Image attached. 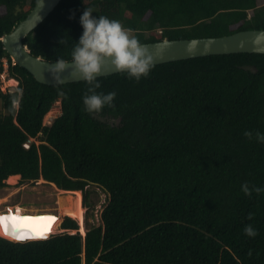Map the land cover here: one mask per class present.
<instances>
[{
  "label": "trees",
  "instance_id": "obj_1",
  "mask_svg": "<svg viewBox=\"0 0 264 264\" xmlns=\"http://www.w3.org/2000/svg\"><path fill=\"white\" fill-rule=\"evenodd\" d=\"M261 1L61 0L24 43L43 59L71 60L86 7L120 20L141 43L264 29ZM36 2L0 0V75L6 58L18 81L4 91L0 78V188L13 174L43 179L82 190L92 212L86 234L65 216L47 239L0 236V264H264V191L241 189H264V143L244 135L264 132V53L154 64L138 81L126 72L97 77L95 91L116 96L89 113L85 80L41 83L4 47L3 35ZM59 98L61 113L44 124ZM31 138L40 142L25 146ZM96 188L107 194L99 224L89 222ZM249 224L255 237L244 232Z\"/></svg>",
  "mask_w": 264,
  "mask_h": 264
},
{
  "label": "clouds",
  "instance_id": "obj_2",
  "mask_svg": "<svg viewBox=\"0 0 264 264\" xmlns=\"http://www.w3.org/2000/svg\"><path fill=\"white\" fill-rule=\"evenodd\" d=\"M92 13H94L92 7H86L79 17L82 34L80 35L78 41H75L72 48L71 63L60 57L49 68V72L53 79L57 82H61L63 80L61 73L64 72L67 65L71 64L73 66L71 76L73 78L83 79L89 84L90 87L88 92L83 96L85 110L89 113L100 112L104 106L112 105L116 96L115 91L108 93H98L95 91V89L100 87L97 77L101 73L103 67L107 65L114 68L117 72H126L129 78H133L138 81L142 77L149 75L155 59L153 53L141 43L137 35L133 34V30L125 27L120 20L109 18L105 15L94 16ZM5 60L7 64V59L4 58V65ZM13 63L15 62L13 61ZM7 65L4 66V73H7ZM3 90L5 91V89ZM18 104L19 97L17 96L13 98V105L16 106ZM56 107H59L61 111L60 98L55 101L50 111H53L52 109H55ZM244 135L249 138H252L253 135H255V139L258 142L264 143V132L256 131L255 134H253L252 131L246 130ZM25 146L28 147L29 143L26 142ZM241 189L246 195H250L251 191H255L257 193L264 191V189L259 187H253L250 189L247 182L241 185ZM80 191L82 192V190ZM27 213L28 212H25L23 216L51 215L55 217V220L60 216L58 213L57 214L59 216L56 212L53 213L51 211L47 214L45 212H37L33 215H30L31 213ZM86 231L84 234H86ZM54 232L53 230L50 231L48 236L45 237L24 238L22 240L17 239V237L8 238L0 236L12 241H27L34 239H47L51 234H54ZM73 232L76 231L74 230ZM244 232L250 237H255L257 235V230L251 224L244 227ZM249 255H251V251L249 252Z\"/></svg>",
  "mask_w": 264,
  "mask_h": 264
},
{
  "label": "water",
  "instance_id": "obj_3",
  "mask_svg": "<svg viewBox=\"0 0 264 264\" xmlns=\"http://www.w3.org/2000/svg\"><path fill=\"white\" fill-rule=\"evenodd\" d=\"M60 1L41 0L40 4V0H37L27 16L12 31L5 33L2 37L4 47L12 60L30 71L39 82L45 84H64L83 80L71 76L73 66L69 64L61 73L63 80L57 82L49 72V68L55 61L35 56L24 43V38L31 32L35 34V28L56 8ZM142 44L153 53L155 57L154 64L213 54L264 53V29H246L213 37L165 38L160 41ZM68 62L71 63V60ZM116 72L114 68L106 65L102 68L98 77Z\"/></svg>",
  "mask_w": 264,
  "mask_h": 264
},
{
  "label": "rangeland",
  "instance_id": "obj_4",
  "mask_svg": "<svg viewBox=\"0 0 264 264\" xmlns=\"http://www.w3.org/2000/svg\"><path fill=\"white\" fill-rule=\"evenodd\" d=\"M264 0L261 1L263 3ZM6 64V62H5ZM1 81H2V88L5 89V91H13L16 89L18 82L10 79L8 77L7 73H1L0 75ZM50 116L46 115L44 117V123H49L52 121L56 116H58L61 111L59 107H56L55 109H52ZM109 123L111 124H118L119 119H108ZM36 141L39 143V139L31 138L30 141ZM17 175V174H13ZM20 175V174H18ZM11 176V175H10ZM9 178V177H8ZM7 178V179H8ZM8 183L7 186L0 188V212L8 211V208H14L15 206L19 205L22 211L28 212V213H37V212H56V214L59 216V224L55 229L54 233L61 232L63 229L60 228V225L64 219L65 216L68 215L65 210L68 208H71L74 204L75 198L77 196L76 193L73 192H67V191H61L57 189V187L54 184H47L43 182L42 179L35 181V182H21V175L19 176L18 180L16 182H10L6 180ZM82 194V204H83V193ZM91 201H97V204L95 208L93 209L94 216L93 218L90 217L89 222L93 224H99L100 214L103 209V204L107 200V194L100 188H96V192H94L91 196ZM84 207V219L81 223L78 219L80 226V231L84 234L86 231V224L85 219L89 215V211L92 212V210H88V208L83 204ZM72 217V216H70ZM74 218V217H73ZM76 219V218H75Z\"/></svg>",
  "mask_w": 264,
  "mask_h": 264
},
{
  "label": "bare ground",
  "instance_id": "obj_5",
  "mask_svg": "<svg viewBox=\"0 0 264 264\" xmlns=\"http://www.w3.org/2000/svg\"><path fill=\"white\" fill-rule=\"evenodd\" d=\"M49 114H51V111H49L46 114V118L47 116H50ZM19 176L20 175L18 174L11 175L9 176L7 180L10 182H16ZM57 189L61 191L73 192L77 194L73 206L65 210V212L68 215L78 219L82 223L84 219L83 218L84 217V207L82 204L81 191L80 190L69 191V190H64L60 188H57ZM0 203H1V200H0ZM30 213H27V214H30ZM47 213H50V212H47ZM23 214H25V212L22 211L19 205L15 206L14 208H11V207L8 208V211L0 212V235L8 237V238L17 237V239H20V240L24 238H41V237L48 236L50 231L52 230L54 231L55 228L58 226L59 220H60L59 217L58 219L55 220V217L51 215L35 216L33 214H36V213H33V212L30 214L33 216H23ZM47 217H51L53 219L51 220L44 219ZM45 225L47 226L48 230L43 231L42 235H37L32 230L33 228L37 230H42L44 229Z\"/></svg>",
  "mask_w": 264,
  "mask_h": 264
},
{
  "label": "snow or ice",
  "instance_id": "obj_6",
  "mask_svg": "<svg viewBox=\"0 0 264 264\" xmlns=\"http://www.w3.org/2000/svg\"><path fill=\"white\" fill-rule=\"evenodd\" d=\"M26 219H28V218H26ZM44 219L51 220V219H53V218H51V217H47V218H44ZM32 230L35 232V234H37V235H42V234H43V231H47L48 228H47V226L45 225L44 229H42V230H37V229H35V228H33Z\"/></svg>",
  "mask_w": 264,
  "mask_h": 264
},
{
  "label": "built area",
  "instance_id": "obj_7",
  "mask_svg": "<svg viewBox=\"0 0 264 264\" xmlns=\"http://www.w3.org/2000/svg\"><path fill=\"white\" fill-rule=\"evenodd\" d=\"M5 62H6V60H5ZM7 64H5L4 66H6ZM4 89V88H3Z\"/></svg>",
  "mask_w": 264,
  "mask_h": 264
}]
</instances>
